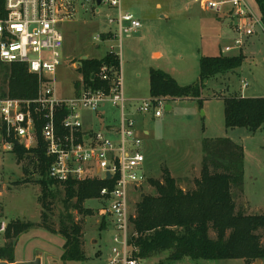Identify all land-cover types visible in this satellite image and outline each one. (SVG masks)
I'll use <instances>...</instances> for the list:
<instances>
[{
    "label": "rangeland",
    "instance_id": "374dc122",
    "mask_svg": "<svg viewBox=\"0 0 264 264\" xmlns=\"http://www.w3.org/2000/svg\"><path fill=\"white\" fill-rule=\"evenodd\" d=\"M244 1L259 17L255 0ZM123 11L132 13L141 21L142 26L134 32L123 34L121 51L118 40L104 42L97 48L95 47L97 41L94 39L104 35L103 33L119 34L117 24L110 23L111 19L117 18L116 8L101 6L99 12L79 8L77 16L62 25L65 43L62 64L56 74L60 94H72V84L80 76L79 71L75 70L72 64L78 68L77 63L84 54L91 59L113 53L110 51L112 46L120 57L126 97L145 99L150 97L151 68L160 66L167 68L179 78L181 72L182 83L189 84L199 76V58L206 48H224L234 44L237 38L242 39L243 43L246 41V36L241 31L232 28L230 24L232 19L225 14V11L203 10L200 4L193 0H125ZM235 22L236 26H239L240 20ZM239 48L226 51V54L235 55ZM154 50L162 52L163 56L160 60L153 57ZM251 63L252 60L248 59L243 65V71L246 69L249 71ZM7 71L0 63V98L8 97L5 84ZM241 73L242 78H231L226 83L210 79L204 89L203 97L207 99L203 101L202 107L193 100L170 101L167 104L174 107L171 110L164 107L162 117L153 119L151 114L145 116L141 126L150 130L151 134L149 137H143L142 151L147 157L145 172L149 179H162L163 169L167 167L183 187L193 185V180L198 177L197 173L200 172L202 165L203 138L224 133L223 127H221L222 131L218 130V108L222 112V102L208 98L214 94L220 96V94L228 95L229 91H240L241 80L247 79L248 76L246 72ZM205 106L211 112L208 118L205 116ZM100 111L112 121L117 119V113L112 108L110 110L108 105H103ZM83 112L84 126L87 127L97 121L93 112ZM105 119L97 128L104 126V122L108 121L107 118ZM257 137L260 143L264 144V127L259 130ZM238 140L240 143L244 142L243 139ZM245 144L248 148V157L244 177L246 194L245 189L244 194H248L251 213L260 214L264 212V164L261 161L264 157H252L255 156L254 145L250 141H245ZM260 153L264 155V147ZM40 181L41 177L37 172L33 176L26 175L23 163L18 162L17 154L14 151L4 152L0 144L1 215L8 222L20 220L35 224V227L16 238L15 261H28L40 256L42 264H107L114 245V229L101 228L104 219L98 211L101 201L92 199L85 202L84 207L91 209L93 213H79L74 207L67 209L64 204V189L59 186L55 196L47 199L51 204L50 208L46 209L40 201L42 195ZM143 193L156 194L149 180L137 191H131L134 213L143 198ZM44 211L48 216L47 222L54 231L44 227L42 216ZM68 215H71L82 227L83 249L86 255L83 261L62 260L66 238L59 232V227L61 220L66 219ZM260 233L264 237V229L260 230ZM6 241L5 234L1 235L0 247L5 245ZM140 264H155V261L141 260ZM194 264L248 263L243 259H220L194 261ZM253 264H258V261ZM259 264H264V260Z\"/></svg>",
    "mask_w": 264,
    "mask_h": 264
},
{
    "label": "built area",
    "instance_id": "2783aa9c",
    "mask_svg": "<svg viewBox=\"0 0 264 264\" xmlns=\"http://www.w3.org/2000/svg\"><path fill=\"white\" fill-rule=\"evenodd\" d=\"M125 0H0V62L25 64L38 77L39 90L34 99L0 98V144L4 152L14 151L16 143L27 148L39 145V129L46 155L51 157L49 176L58 181L84 180L98 177L112 180L113 188L101 190L100 215L114 229L113 247L107 264H140L134 257L137 248L131 244L133 230L131 191H137L148 180L145 172L147 157L142 151L143 135L137 128V117L152 115L160 118L167 106L165 98L131 99L124 93L121 62L117 69L107 64L92 76L102 83L86 82L82 73L72 84L73 93L62 95L57 87L56 74L62 64L65 37L62 25L73 20L79 8L99 12L101 6L116 8L117 18L110 23L118 26L119 34L103 33L94 39L95 47L118 40L141 28L142 23L132 13L123 11ZM204 10L220 12L228 6L240 20L237 30L244 36L254 34L256 26L264 29L244 0H193ZM102 36H105L102 38ZM242 39L223 48V52L241 47ZM111 52L114 51L112 46ZM78 71V68L72 64ZM108 105L117 119H108L100 111ZM100 115L102 128H86L84 112ZM116 115V114H114ZM60 121V122H59ZM110 173V178L107 174ZM0 236L6 234L9 222L1 215Z\"/></svg>",
    "mask_w": 264,
    "mask_h": 264
},
{
    "label": "trees",
    "instance_id": "16d2710c",
    "mask_svg": "<svg viewBox=\"0 0 264 264\" xmlns=\"http://www.w3.org/2000/svg\"><path fill=\"white\" fill-rule=\"evenodd\" d=\"M264 26V0H255ZM245 56L225 55L202 56L199 60V81L181 85L167 72L150 70V97L170 101L195 99L202 107L203 90L209 79L242 66ZM1 63V62H0ZM8 70L5 75L7 95L18 99H34L38 95L39 80L31 74L25 64H3ZM107 64L117 69L120 59L114 53L100 58L83 60L78 67L87 83L100 86L98 78L92 80L101 66ZM224 116L227 129L246 128L256 132L264 127V97H224ZM60 122V121H59ZM1 135L5 136L4 128ZM203 159L200 175L193 185L183 187L169 168L163 169L162 179H149L156 194L145 195L137 205L132 218L131 244L137 248L134 257L153 260L155 264H194L200 260L243 259L248 264L264 260V212L251 213L244 194L245 149L229 137H205L202 140ZM18 162H22L26 175L36 172L41 177L40 201L50 208V201L58 187L64 189V204L74 207L79 213H93L84 204L99 199L104 187L113 188L112 180L98 177L84 180L70 179L58 182L49 176L51 157L46 155L45 144L40 137L36 148L27 149L18 143L14 148ZM239 199V202H238ZM43 224H48L44 211ZM35 227L34 223L11 221L5 234L6 243L0 247V259H14V243L21 234ZM108 227L102 219L101 228ZM59 232L65 238L63 261H83V231L71 215L60 222Z\"/></svg>",
    "mask_w": 264,
    "mask_h": 264
},
{
    "label": "crops",
    "instance_id": "0c3cea01",
    "mask_svg": "<svg viewBox=\"0 0 264 264\" xmlns=\"http://www.w3.org/2000/svg\"><path fill=\"white\" fill-rule=\"evenodd\" d=\"M255 3H256V1H255ZM256 5L258 8L259 17H261L259 6L257 3H256ZM221 11H225V14L228 15V17L230 19L234 20V22L231 20L232 22L230 21V24H231L232 28L234 30H236L237 26L235 24L236 23L235 21H238V18L233 16L231 9L228 6H225L224 8H222ZM257 27L259 28V30L256 31ZM256 28H255L254 34H252L250 36H246V41H244L242 46L239 48L238 53L235 54V55H238V54L242 53L245 56V59H244L242 66L235 69V70H232L230 72H227L224 74H219V75H216V76L210 78V79L221 80V81H224L226 83V81L230 80L231 78H235V77L242 78L241 72H246L248 74V76H247V79L241 80L242 86L240 87V91L233 90L232 92L229 91L228 95L220 94V96L218 94H217L218 96H216V94H214L211 98H208V99L218 100V101L222 102V112H220V108H218V122H219L218 130L222 131L221 127H223L224 133L219 135V136H207V137L208 138L229 137L237 143H240L238 139H243L242 141H244V142H242L240 144H242L244 146V149H245V176H246L247 157H248V152H247L248 148L245 144V141H250V143H252L254 145L255 156H252V157H264V155L262 153H260L262 150V147H264V144L260 143V139H259V137H257L258 132L261 128L259 130H257L256 132H251L250 130H248L246 128L227 129L225 126L224 100H223V98L229 97V96H234V97H264V29L261 28L260 26H256ZM244 49H245V51H244ZM221 53L228 55V54H226V52H223V48L217 49V48H210L209 47V48H206L202 52V55L200 56V58L202 56H218ZM152 54H153V57H155L158 60H160L163 56L162 52L159 50H154L152 52ZM200 58H199V60H200ZM248 59L252 60V63L250 65V69H249V71L247 69H246V71H243V69H242L243 65ZM151 69L163 70V71L167 72L168 74H170L172 77H174L179 82V84L188 85V84L182 83L181 79L183 78V74L181 72H179V75H180V78H179L177 75H175L173 72H171V70H169L167 68H163L161 66L158 68H151ZM176 73H178V72L176 71ZM199 78H200V71H199L198 78L196 80H194L192 83L199 81ZM192 83H189V84H192ZM149 86H150V71H149ZM203 94H204V90H203ZM205 99H207V97L204 98L202 95V103ZM185 100L197 101L195 99H185ZM178 101H182V100L181 99L174 100V102H178ZM167 106L170 107L169 110L173 109V107H174L173 105H169V104H167ZM109 109L111 110L110 107H109ZM205 109H206L205 116H206V118H208L209 113L211 115V112H209L207 106H205ZM94 116L97 118V121L93 122L92 124H90L87 127L85 126L87 129L91 128V127L97 128L99 126V123L101 125V121H100V117H99L100 115L94 114ZM103 116H106V114H104ZM152 118L154 119V116H152ZM144 120H145V116H138L137 117V128L142 133L143 137H146V136L149 137L151 134L150 130L144 129L141 126V123H143ZM205 129H206V127H205ZM261 161L264 164V158ZM200 171H201V169H200ZM199 175H200V172L197 173V176H199ZM245 181H246V179H245ZM245 194H246V189H245ZM245 200H246V202H248V206L250 208L251 203L248 200V194L245 195Z\"/></svg>",
    "mask_w": 264,
    "mask_h": 264
},
{
    "label": "water",
    "instance_id": "95a60500",
    "mask_svg": "<svg viewBox=\"0 0 264 264\" xmlns=\"http://www.w3.org/2000/svg\"><path fill=\"white\" fill-rule=\"evenodd\" d=\"M89 57L87 54H84L81 56V59L80 61H78V67H81L83 66V60H87ZM166 109L169 110L170 107L169 106H166ZM107 178H110V173L107 174ZM145 196V193L142 194V197ZM261 260L258 261V264ZM0 264H42V258L40 256L36 257L35 259L33 260H28V261H13V262H10V261H7V260H3V259H0Z\"/></svg>",
    "mask_w": 264,
    "mask_h": 264
}]
</instances>
